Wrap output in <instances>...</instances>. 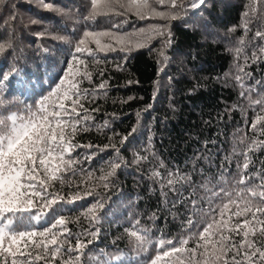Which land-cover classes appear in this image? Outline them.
Returning a JSON list of instances; mask_svg holds the SVG:
<instances>
[{"label":"trees","instance_id":"obj_1","mask_svg":"<svg viewBox=\"0 0 264 264\" xmlns=\"http://www.w3.org/2000/svg\"><path fill=\"white\" fill-rule=\"evenodd\" d=\"M0 264H264V0H0Z\"/></svg>","mask_w":264,"mask_h":264}]
</instances>
